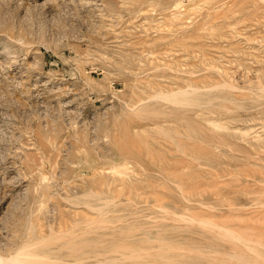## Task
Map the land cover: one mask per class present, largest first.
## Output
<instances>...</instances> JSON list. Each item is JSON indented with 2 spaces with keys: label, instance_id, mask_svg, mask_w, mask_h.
Here are the masks:
<instances>
[{
  "label": "rangeland",
  "instance_id": "374dc122",
  "mask_svg": "<svg viewBox=\"0 0 264 264\" xmlns=\"http://www.w3.org/2000/svg\"><path fill=\"white\" fill-rule=\"evenodd\" d=\"M14 256L264 264V0H0Z\"/></svg>",
  "mask_w": 264,
  "mask_h": 264
},
{
  "label": "bare ground",
  "instance_id": "6f19581e",
  "mask_svg": "<svg viewBox=\"0 0 264 264\" xmlns=\"http://www.w3.org/2000/svg\"><path fill=\"white\" fill-rule=\"evenodd\" d=\"M0 260V262L3 264H27L23 259L15 256L11 258L0 257Z\"/></svg>",
  "mask_w": 264,
  "mask_h": 264
}]
</instances>
